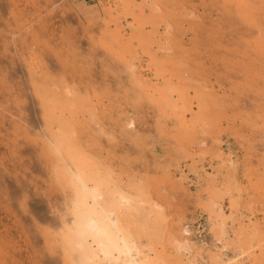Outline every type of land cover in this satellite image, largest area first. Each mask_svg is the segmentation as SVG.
<instances>
[{"label": "rangeland", "instance_id": "rangeland-1", "mask_svg": "<svg viewBox=\"0 0 264 264\" xmlns=\"http://www.w3.org/2000/svg\"><path fill=\"white\" fill-rule=\"evenodd\" d=\"M0 264H264V0H0Z\"/></svg>", "mask_w": 264, "mask_h": 264}, {"label": "bare ground", "instance_id": "bare-ground-1", "mask_svg": "<svg viewBox=\"0 0 264 264\" xmlns=\"http://www.w3.org/2000/svg\"><path fill=\"white\" fill-rule=\"evenodd\" d=\"M98 198V197H97ZM97 200V199H96ZM94 203H95V201H94ZM130 204V203H129ZM128 208V207H127ZM124 214V213H123Z\"/></svg>", "mask_w": 264, "mask_h": 264}]
</instances>
